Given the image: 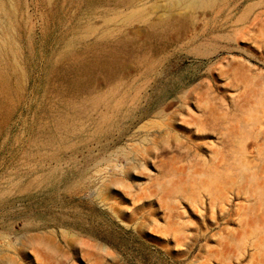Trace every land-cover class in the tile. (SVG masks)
<instances>
[{
  "label": "rangeland",
  "instance_id": "1",
  "mask_svg": "<svg viewBox=\"0 0 264 264\" xmlns=\"http://www.w3.org/2000/svg\"><path fill=\"white\" fill-rule=\"evenodd\" d=\"M108 1L0 0V264H264L243 197L200 184L256 108L236 152L229 118L192 123L238 99L235 66L264 81V0Z\"/></svg>",
  "mask_w": 264,
  "mask_h": 264
},
{
  "label": "bare ground",
  "instance_id": "2",
  "mask_svg": "<svg viewBox=\"0 0 264 264\" xmlns=\"http://www.w3.org/2000/svg\"><path fill=\"white\" fill-rule=\"evenodd\" d=\"M94 1V0H91ZM97 1V0H96ZM101 1V0H100ZM106 2V0H104ZM110 1V0H109ZM108 1V2H109ZM113 1V0H112ZM111 1V2H112ZM190 1V0H189ZM218 1V0H217ZM118 2V1H117ZM116 2V3H117ZM188 2V1H187ZM92 3V2H91ZM93 4V3H92ZM97 4V2L95 3ZM105 4V3H103ZM109 4V3H108ZM112 4V3H111ZM172 5H174V3H171ZM117 5H119L117 3ZM170 5V4H169ZM97 6H100V4H98ZM105 6V5H103ZM112 6V5H111ZM110 6V7H111ZM115 6V5H114ZM94 7V5L92 6ZM101 7V6H100ZM99 7V8H100ZM107 7V5H106ZM198 7V6H197ZM95 8V7H94ZM92 8V9H94ZM97 8V7H96ZM98 9V8H97ZM107 9V8H106ZM95 10V9H94ZM176 10V9H174ZM104 11V10H103ZM102 11V12H103ZM165 11V10H164ZM171 14L173 13L170 9ZM100 13V12H99ZM165 13V12H164ZM167 13V12H166ZM165 13V14H166ZM103 14V13H101ZM107 14V13H106ZM136 15V14H135ZM108 16V15H107ZM113 16V15H112ZM106 17V16H105ZM166 17V16H165ZM108 18V17H107ZM175 18V17H174ZM129 19V18H128ZM170 20V19H169ZM168 20V21H169ZM174 20V19H173ZM172 20V21H173ZM106 21V20H105ZM122 20H120V23ZM119 23V24H120ZM113 25V24H112ZM175 25V24H174ZM114 26V25H113ZM116 27V26H115ZM262 29V28H260ZM259 29V30H260ZM116 30V29H115ZM94 31V30H93ZM89 33V32H88ZM87 34V33H86ZM107 34V33H106ZM104 36V35H102ZM118 36V35H116ZM98 37V36H97ZM106 38V37H105ZM109 39V38H108ZM104 40V39H103ZM7 41V40H6ZM3 42V41H2ZM1 42V43H2ZM8 42V41H7ZM6 43V42H5ZM7 44V43H6ZM74 45V44H73ZM72 45V46H73ZM90 45V44H89ZM99 45V44H98ZM97 45V46H98ZM77 46V45H76ZM75 46V47H76ZM94 46V45H93ZM118 46V45H117ZM146 46V45H145ZM68 47V46H67ZM95 47V46H94ZM106 47V46H105ZM113 47V46H111ZM8 48V47H7ZM11 48V47H10ZM93 48V47H92ZM97 48V47H96ZM145 48V47H144ZM149 49V45L147 47ZM4 49V47H3ZM78 49V48H77ZM89 49V48H88ZM95 49V48H94ZM93 49V51H94ZM101 49V48H100ZM139 49V48H137ZM146 49V48H145ZM11 51V50H10ZM72 51V50H71ZM74 51V50H73ZM77 51L80 52V50L78 49ZM143 51V50H142ZM63 52V51H62ZM70 51L66 52L69 54ZM78 52V53H79ZM84 52V50H83ZM96 52H98L96 50ZM140 52V51H138ZM76 53V52H75ZM82 53V52H81ZM90 53V52H88ZM107 53V52H106ZM141 53V52H140ZM151 53V52H150ZM10 55V53H8ZM62 54V53H61ZM65 54V53H64ZM72 54V53H71ZM15 55V54H14ZM67 55V54H66ZM64 55V57L66 56ZM93 55V54H92ZM95 55V54H94ZM98 56V55H97ZM140 56V55H139ZM62 57V56H61ZM63 57V58H64ZM70 57V56H69ZM95 57V56H94ZM66 58V57H65ZM136 58V57H135ZM145 58V57H144ZM8 59V58H7ZM62 59V58H61ZM60 59V60H61ZM91 59V58H90ZM147 57L145 58L146 61ZM64 60V59H63ZM148 60V59H147ZM3 61V59H2ZM8 61V60H7ZM55 61V60H54ZM84 61V60H83ZM93 61V60H92ZM144 61V62H145ZM10 62V61H9ZM62 62V61H61ZM86 62V61H85ZM84 62V63H85ZM17 63V62H16ZM53 63V62H52ZM19 64V63H18ZM71 64V63H70ZM87 64V63H86ZM93 64V63H92ZM5 65V64H4ZM16 65V64H15ZM76 65V64H75ZM81 65V64H80ZM84 65V64H83ZM88 65V64H87ZM240 65V64H239ZM19 66V65H18ZM53 66V65H52ZM68 66V65H67ZM79 66V65H78ZM90 66V65H89ZM235 66V65H234ZM14 67V66H13ZM20 67V66H19ZM18 67V68H19ZM50 67V66H49ZM57 67V66H55ZM69 67V66H68ZM68 67L66 69H68ZM76 67V66H74ZM8 68V66H7ZM10 68V67H9ZM62 68V66L60 67ZM84 68V67H83ZM81 68V69H83ZM234 67H232L233 69ZM54 69V68H53ZM77 69V67H76ZM2 70V69H1ZM10 70V69H9ZM75 70V69H74ZM14 71V70H13ZM53 71V70H52ZM230 71V70H229ZM262 71V70H261ZM3 72V71H2ZM6 72V71H5ZM64 72H67L64 70ZM12 73V72H11ZM68 73V72H67ZM70 73V71H69ZM72 73V70H71ZM79 73V72H78ZM75 74V73H74ZM80 74V73H79ZM234 74L237 77V79H239V86L238 89L241 91L238 99L236 100H232L229 107H226L225 109L223 108H219L216 106H209L210 108L207 111H204L202 114V117H197L193 120L192 123H194L196 126H198L199 128H207L209 130L210 129V125L212 126H216L218 122H220L221 120H226V119H230V124L229 126H227L225 131V134L227 136V140H225L224 143L225 147H230L231 150H233L234 152H236L237 150L231 146V144H234L235 141V137H237L239 134H242L243 132V128L244 124H242V126L240 125V123L237 121L238 120V116L241 114L246 113L249 109H253L254 107L256 108V113L251 115H248V113L244 114L248 116H250V119L247 120L248 121V126L244 127V128H251L250 131L251 133L249 134V138H252V140L254 141V145L252 148H248L245 147L243 148L240 153L242 154V156H244V160L241 163L232 164L233 166H225L222 167L223 169L219 171V166L217 163L215 162L216 160L211 159L209 161L210 163V170L208 169L207 172L205 174H203L204 177H202L203 179H201L200 184L204 187V190L211 196V203L212 204H216L217 201L221 200V199H225L228 198L230 194H234L237 197H243L244 202L241 206H240V210L243 212V214L245 215V219L242 220V230L244 231L243 233H247L249 231V229H252L253 233H256L259 237H257L258 242L256 243V247L257 244L262 245V243L264 244V81H258L256 78L253 77V75L251 74L250 70L247 69L246 67H241L240 66H235L234 68ZM11 75V74H10ZM65 75V74H64ZM82 74H80L81 76ZM4 76V75H3ZM6 76V73H5ZM60 76V75H59ZM66 76V75H65ZM64 76V78H65ZM68 76V75H67ZM73 76V74L71 75ZM70 76V77H71ZM77 76V75H76ZM57 77V76H56ZM75 77V76H74ZM85 77V76H84ZM73 77H71L72 80ZM57 79V78H56ZM70 79V78H69ZM68 79V80H69ZM79 79V78H78ZM83 79V78H82ZM261 79V78H260ZM59 80V79H58ZM75 80V79H74ZM73 80V82H74ZM81 79H79L80 81ZM84 80V79H83ZM257 80V81H256ZM6 81V80H5ZM10 81V80H8ZM77 81V80H76ZM75 81V82H76ZM86 81V80H85ZM84 81V82H85ZM11 82V81H10ZM58 82V81H57ZM69 82V81H68ZM78 84V81L76 82ZM80 83V82H79ZM232 83V82H231ZM8 84V83H7ZM76 84V85H77ZM72 85V84H71ZM70 85V86H71ZM59 86V85H58ZM81 86V85H79ZM90 86H92L90 84ZM89 86V87H90ZM84 88V86H82ZM11 88V87H10ZM76 87H74L73 89H75ZM79 88V87H78ZM88 88V87H86ZM77 89V88H76ZM90 89V88H89ZM88 89V90H89ZM84 90V89H83ZM91 90V89H90ZM94 91V90H92ZM97 92V91H96ZM95 92V93H96ZM93 93V92H92ZM205 93V92H204ZM87 94V93H86ZM2 95V94H1ZM81 95V92H80ZM202 97V96H201ZM51 99V98H50ZM204 99V98H203ZM223 99V98H222ZM205 100V99H204ZM225 100V99H224ZM2 101V100H1ZM71 102V101H70ZM68 103V102H67ZM207 103V102H206ZM47 105V104H45ZM207 105V104H206ZM67 106V105H66ZM5 107V106H4ZM208 107V106H205ZM6 108V107H5ZM49 109V108H48ZM5 110V109H4ZM8 110V109H7ZM47 110V109H46ZM60 110V109H59ZM223 110H226L225 112ZM53 112V111H52ZM194 112V111H193ZM54 113V112H53ZM195 113V112H194ZM2 114V112H1ZM183 114V113H182ZM236 116H237V120H236ZM175 117V116H174ZM172 118V116H171ZM244 121H245V116L243 117ZM175 119V118H172ZM171 119V120H172ZM243 120H241L242 122ZM87 122V121H86ZM170 122V121H169ZM181 122V121H180ZM190 122V121H188ZM71 123V122H70ZM245 123V122H244ZM169 124V123H168ZM186 124V122H185ZM178 125V124H177ZM58 127V126H57ZM184 127V126H182ZM169 129V128H168ZM171 129V128H170ZM178 129V128H177ZM186 129V128H185ZM48 130V129H47ZM173 130V129H172ZM179 130V129H178ZM181 130V129H180ZM191 130V129H190ZM203 130V129H202ZM206 130V129H205ZM183 131V130H182ZM186 131V130H185ZM193 131V130H192ZM213 131V130H212ZM171 132V131H170ZM45 133V132H44ZM50 133V132H49ZM192 133V132H191ZM195 134V133H194ZM217 134V133H215ZM165 135V134H163ZM162 135V136H163ZM168 135V134H167ZM43 136V135H42ZM58 137V136H57ZM163 138V137H162ZM200 138V137H199ZM165 140V139H164ZM178 142V141H177ZM181 142V141H180ZM221 142V141H220ZM167 143V142H166ZM220 143V144H222ZM252 143V142H251ZM170 144V143H167ZM184 144V143H183ZM173 146V145H172ZM188 146V145H187ZM186 146V147H187ZM191 147V146H190ZM222 147V146H221ZM224 147V146H223ZM222 147V148H223ZM221 150H215L214 153H220L222 151ZM183 149H185L183 147ZM187 149V148H186ZM189 149V148H188ZM182 150V149H181ZM191 151V149H189ZM214 150V149H213ZM192 152V151H191ZM198 152V151H197ZM239 152V151H238ZM237 152V153H238ZM192 154V153H190ZM234 154V153H233ZM201 155V154H200ZM221 155V154H220ZM219 155V156H220ZM223 155V154H222ZM221 155V156H222ZM176 157V155H174ZM237 157V156H236ZM259 157V158H258ZM223 158V157H222ZM221 158V159H222ZM173 159V157H172ZM176 159V158H175ZM181 159V158H180ZM183 159V157H182ZM217 159H220L217 157ZM174 160V159H173ZM172 160V161H173ZM178 160V158H177ZM223 160V159H222ZM175 161V160H174ZM180 162V161H179ZM225 162V161H224ZM163 163V161H162ZM167 163V162H166ZM164 163V164H166ZM178 163V162H176ZM236 163V160H235ZM163 165V164H162ZM171 165V164H170ZM173 165V164H172ZM174 169L175 167L172 166ZM182 165V164H180ZM169 166V165H168ZM167 164L165 167H168ZM164 167V166H163ZM164 167V168H165ZM170 167V168H171ZM183 167V165H182ZM191 167L194 168V166H191L190 164V169L188 168L187 173L189 172V170L191 172H193V170H191ZM196 167H198L196 165ZM195 167V168H196ZM227 167V168H226ZM172 173V170H170ZM177 168V167H176ZM180 169H184L179 167ZM194 168V169H195ZM232 169L234 172L233 175H229L227 173V169ZM201 169V168H199ZM198 168L196 170H199ZM166 169H163V171ZM177 170V169H175ZM196 170H194L196 172ZM169 171L167 172V174L169 173ZM183 171V170H182ZM217 171H219V173H216ZM229 171V170H228ZM179 172V171H178ZM166 173V172H165ZM190 173V172H189ZM201 172L199 171V174L197 173V175H199L198 177L201 178L202 174H200ZM203 173V171H202ZM173 174V173H172ZM181 176L183 173H179ZM216 174H220L219 176H216ZM169 175V174H168ZM186 175V174H185ZM194 174H191V176L193 177ZM197 175H194V177ZM201 175V176H200ZM171 176V174H170ZM173 177V178H172ZM176 176L172 175L171 179H174ZM177 177H179L177 175ZM190 177V176H189ZM199 178V180H200ZM176 179V178H175ZM174 179V181H175ZM107 181V180H106ZM171 181V180H170ZM169 181V182H170ZM196 181V180H195ZM190 182V181H189ZM174 183V182H173ZM181 183V182H180ZM184 183V182H183ZM181 183V184H183ZM187 183V182H186ZM199 183V181H198ZM172 184V183H171ZM170 184V185H171ZM178 184V183H177ZM192 184V182L190 183ZM190 184L188 186H190ZM196 184V183H195ZM193 185V184H192ZM105 186V184H104ZM163 189H164V185ZM172 187V186H171ZM183 187V185H182ZM196 187V185L194 186V188ZM161 188V187H160ZM159 188V189H160ZM169 188V187H168ZM178 188V187H177ZM184 188V187H183ZM191 188V186H190ZM193 188V189H194ZM198 188V187H197ZM78 191V190H77ZM195 191V189H194ZM188 192V191H187ZM187 194V193H186ZM194 195V194H193ZM167 199V198H166ZM195 199V198H194ZM171 201V200H170ZM172 204V203H171ZM261 243V244H260ZM262 248V247H261ZM38 248H36L37 250ZM35 250V251H36ZM38 251V250H37ZM36 251V252H37ZM40 251V249H39ZM35 252V255L37 256ZM263 252V253H262ZM260 251V254H263L262 256H260V258H262L264 261V251ZM37 253H46L42 250V252H37ZM38 254V255H39ZM47 254V253H46ZM39 256L41 258H43L42 256ZM45 255V254H44ZM47 257V256H46ZM50 258V255H49ZM48 258V259H49ZM42 261V260H41ZM50 260H48L49 262Z\"/></svg>",
  "mask_w": 264,
  "mask_h": 264
}]
</instances>
